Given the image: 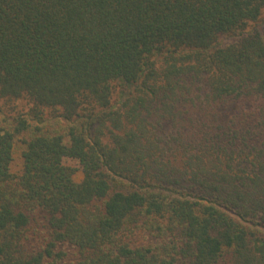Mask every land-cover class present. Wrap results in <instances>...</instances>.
I'll list each match as a JSON object with an SVG mask.
<instances>
[{"label": "trees", "instance_id": "obj_1", "mask_svg": "<svg viewBox=\"0 0 264 264\" xmlns=\"http://www.w3.org/2000/svg\"><path fill=\"white\" fill-rule=\"evenodd\" d=\"M0 264H264V0H0Z\"/></svg>", "mask_w": 264, "mask_h": 264}, {"label": "rangeland", "instance_id": "obj_2", "mask_svg": "<svg viewBox=\"0 0 264 264\" xmlns=\"http://www.w3.org/2000/svg\"><path fill=\"white\" fill-rule=\"evenodd\" d=\"M21 151H22L21 145H17L15 152H14V160H13L12 167H11L12 172L16 174L17 173L19 174L21 172L22 166H23ZM82 178H83V175L81 172H78L75 176L76 181H81Z\"/></svg>", "mask_w": 264, "mask_h": 264}]
</instances>
